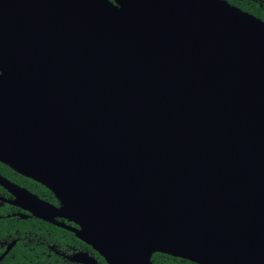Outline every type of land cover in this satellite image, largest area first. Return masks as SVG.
<instances>
[{"label":"water","instance_id":"1","mask_svg":"<svg viewBox=\"0 0 264 264\" xmlns=\"http://www.w3.org/2000/svg\"><path fill=\"white\" fill-rule=\"evenodd\" d=\"M0 162L59 203L0 175L12 204L107 264H264V20L227 0H0Z\"/></svg>","mask_w":264,"mask_h":264},{"label":"trees","instance_id":"2","mask_svg":"<svg viewBox=\"0 0 264 264\" xmlns=\"http://www.w3.org/2000/svg\"><path fill=\"white\" fill-rule=\"evenodd\" d=\"M230 4L264 20V3L254 0H227ZM0 173L25 187L42 199L58 204L54 194L39 182L23 176L8 165L0 162ZM0 190H2L0 188ZM13 209L7 204L0 207V245L3 241L16 239L10 251L0 264H62L61 252L72 253L78 249H92L77 238L73 232L33 216L22 218L12 215ZM50 246H53L56 253ZM2 247L0 246V252ZM94 253L106 264L95 251ZM153 264H197L184 258L165 253H153Z\"/></svg>","mask_w":264,"mask_h":264},{"label":"flooded vegetation","instance_id":"3","mask_svg":"<svg viewBox=\"0 0 264 264\" xmlns=\"http://www.w3.org/2000/svg\"><path fill=\"white\" fill-rule=\"evenodd\" d=\"M254 1H258V2H263L264 3V0H254ZM2 163V162H1ZM0 175H2L1 173H0ZM3 177H5L6 179H8V180H10L11 182H13V183H15L14 181H12L11 179H9L8 177H6V176H4V175H2ZM15 184H17V183H15ZM17 185H19V184H17ZM19 186H21V185H19ZM21 187H23V186H21ZM0 188L2 189V190H0V207H3L4 205H9L12 209H13V211L11 212V214L12 215H18V216H20V217H22V218H26V217H28V216H33L31 213H29L27 210H24V209H22V208H20V207H18V206H16V205H14V204H12L11 203V201L14 199V195L13 194H11L6 188H4L2 185H0ZM23 188H25V187H23ZM26 189V188H25ZM28 190V189H27ZM30 191V190H29ZM33 193V192H32ZM41 198V197H40ZM53 204V203H52ZM54 205H56V206H58L59 205V203L58 204H54ZM33 217H35V216H33ZM37 218V217H36ZM38 219H40V218H38ZM55 220L56 221H61V222H64V223H66V224H69V225H71V226H76L74 223H72V222H70V221H67L66 219H63V218H60V217H55ZM48 222V221H47ZM50 223V222H49ZM53 224V223H52ZM55 225V224H54ZM82 241V240H81ZM15 242H16V239H11V241H9V242H7V241H3V242H1V247H2V250H1V252H0V256L2 255V253L4 252V250L6 249V247H7V245L8 244H10V243H13V245L15 244ZM85 243V242H84ZM12 245V246H13ZM86 245H88V244H86ZM12 246H11V248H12ZM91 249H92V251L91 250H89V249H78V250H75V251H73L72 253H64V252H61L60 253V255L63 257V260H64V262L62 263V264H86V263H83V262H74V261H71L69 258H68V256H71V255H73V254H75V253H78V252H84V253H87L89 256H92L95 260H96V262H97V264H102V261L97 257V255L94 253V249L90 246V245H88ZM10 248V249H11ZM10 249H9V251H10ZM50 249H52L53 251H55L56 253L58 252L53 246H50ZM8 251V252H9ZM7 252V253H8ZM96 252V251H95ZM97 253V252H96ZM98 254V253H97ZM99 255V254H98ZM100 256V255H99ZM4 257V256H3ZM2 257V258H3ZM101 257V256H100ZM2 258H0V260L2 259ZM103 259V258H102ZM104 260V259H103ZM106 263V262H105ZM107 264V263H106Z\"/></svg>","mask_w":264,"mask_h":264}]
</instances>
